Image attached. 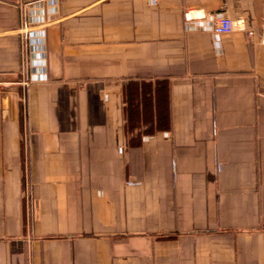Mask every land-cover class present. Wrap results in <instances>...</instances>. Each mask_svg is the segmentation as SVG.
I'll return each instance as SVG.
<instances>
[{
    "label": "crops",
    "instance_id": "crops-1",
    "mask_svg": "<svg viewBox=\"0 0 264 264\" xmlns=\"http://www.w3.org/2000/svg\"><path fill=\"white\" fill-rule=\"evenodd\" d=\"M0 264H264V0H0Z\"/></svg>",
    "mask_w": 264,
    "mask_h": 264
},
{
    "label": "trees",
    "instance_id": "trees-1",
    "mask_svg": "<svg viewBox=\"0 0 264 264\" xmlns=\"http://www.w3.org/2000/svg\"><path fill=\"white\" fill-rule=\"evenodd\" d=\"M138 93V89L131 84L130 86V100H131V108H130V113H131V124L132 125H137L138 122H140V114H139V109L138 105L134 104V99ZM149 98H151V95H149ZM151 106V103H150ZM151 116V113H150ZM158 120L157 123L159 126L166 127L168 126V116H167V103H166V96L165 94H161V97L159 96V111H158ZM151 118V117H150ZM153 122V118L150 120Z\"/></svg>",
    "mask_w": 264,
    "mask_h": 264
},
{
    "label": "built area",
    "instance_id": "built-area-1",
    "mask_svg": "<svg viewBox=\"0 0 264 264\" xmlns=\"http://www.w3.org/2000/svg\"><path fill=\"white\" fill-rule=\"evenodd\" d=\"M233 30V20L228 15H222L215 19L214 23V32L215 33H224L231 32ZM250 34H253L251 31Z\"/></svg>",
    "mask_w": 264,
    "mask_h": 264
}]
</instances>
